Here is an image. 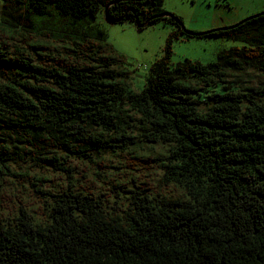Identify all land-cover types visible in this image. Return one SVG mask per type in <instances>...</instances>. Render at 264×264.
Instances as JSON below:
<instances>
[{"label": "trees", "instance_id": "1", "mask_svg": "<svg viewBox=\"0 0 264 264\" xmlns=\"http://www.w3.org/2000/svg\"><path fill=\"white\" fill-rule=\"evenodd\" d=\"M1 1L0 264H264V11L194 35L164 0ZM106 8L176 28L138 92ZM190 38L239 45L171 64Z\"/></svg>", "mask_w": 264, "mask_h": 264}, {"label": "rangeland", "instance_id": "2", "mask_svg": "<svg viewBox=\"0 0 264 264\" xmlns=\"http://www.w3.org/2000/svg\"><path fill=\"white\" fill-rule=\"evenodd\" d=\"M1 6L0 0V9ZM162 10L178 17L184 30L201 33L234 25L263 12L264 0H164ZM91 27L93 31H103L107 44L130 63L127 69L131 72L130 87L134 92L143 88L150 65L161 56L166 39L176 30L173 24L159 21L139 31L129 21L109 23L102 13ZM238 45L223 39H180L172 44L170 62L177 64L187 59L208 64L216 60L218 52Z\"/></svg>", "mask_w": 264, "mask_h": 264}, {"label": "water", "instance_id": "3", "mask_svg": "<svg viewBox=\"0 0 264 264\" xmlns=\"http://www.w3.org/2000/svg\"><path fill=\"white\" fill-rule=\"evenodd\" d=\"M105 16H106L107 21L112 23V24L121 21V19H117V20L111 19L109 17L108 13H107V8L105 9ZM159 17H161V18H170V19L174 20L181 28L184 29V26H183L182 22L178 19V17L174 16L173 14L163 13V14L159 15ZM148 23H149V21L145 22L144 24H139L138 27L139 28H144V27L147 26ZM194 35H201V34L198 33V34H194Z\"/></svg>", "mask_w": 264, "mask_h": 264}]
</instances>
